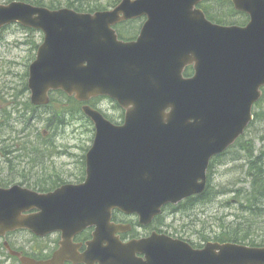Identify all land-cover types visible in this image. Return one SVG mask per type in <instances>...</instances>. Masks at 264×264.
Masks as SVG:
<instances>
[{"label": "water", "instance_id": "water-1", "mask_svg": "<svg viewBox=\"0 0 264 264\" xmlns=\"http://www.w3.org/2000/svg\"><path fill=\"white\" fill-rule=\"evenodd\" d=\"M202 1L122 0L96 13L24 2L0 5V29L16 23L44 34L30 66L34 105H47L50 92L62 90L81 102L108 95L126 111V123L118 127L83 107L97 128L85 183L47 194L0 188L4 232L27 228L44 235L63 228L75 233L96 226L88 255L101 254L102 264H137V243L113 241L110 250L97 249L114 231L112 211L137 214L149 224L165 205L205 191L211 159L245 133L262 96L264 0H234L250 15L245 29L213 25L195 10ZM141 16L147 22L139 40L119 41L113 27ZM192 64L195 76L185 79L183 70ZM33 208L43 211L42 218L22 216ZM143 247L146 264H264V247L216 243L193 250L157 235ZM64 259L60 253L50 264Z\"/></svg>", "mask_w": 264, "mask_h": 264}, {"label": "rangeland", "instance_id": "rangeland-1", "mask_svg": "<svg viewBox=\"0 0 264 264\" xmlns=\"http://www.w3.org/2000/svg\"><path fill=\"white\" fill-rule=\"evenodd\" d=\"M59 1L61 2L60 8H68L67 0H43V5L41 6L51 8L56 3L54 5L56 7ZM107 1L114 2L118 0ZM42 39L43 36L40 32L25 31L19 26H11L0 34V91H3L2 93L4 94L0 95V97L7 98L4 106L10 112L7 119H10V126H13V129H5V127L3 129L7 131V138L14 139L6 141L5 145L8 148L19 144L16 140L25 141L26 134L30 132L35 133L34 130L36 129H44L46 120L53 111L52 107L38 109L35 120L30 122L32 114L28 115L25 112L24 106L14 104L9 107L10 99L8 98L10 94L14 95L23 87L22 85L27 83L26 72L32 62L31 58L36 52L33 45L41 44ZM27 42H33V44L30 46V43ZM28 49H31V51ZM26 95H23L20 101L22 104L27 105L29 95ZM58 96L55 95L54 97L57 99ZM58 99L64 100L61 97ZM105 104L111 117L117 118L120 116V112L118 114V111L114 110L110 103L106 102ZM3 113L0 112V118ZM73 118L68 117L67 123L55 130L53 135V141L56 146L59 150L67 152V155L60 157L58 154H55L53 157L46 159H34L32 156L31 159L36 162H33L30 157L26 158L25 156L19 160H15L13 157L6 159L0 156V175L5 177L11 174L10 176L13 178L9 185L21 183V178L24 177V174L28 173L32 174L34 183L43 184L44 182H48L50 184H47L48 187L61 182H80L79 178L82 176L84 158L92 145L93 131L75 122L80 120V118ZM19 133L24 134L19 136ZM1 137L3 135L0 136V140L5 139ZM31 140L36 146L41 147L39 142L42 141L39 138L37 139L34 136ZM250 141L253 142L256 155H260L264 151V121L254 122L247 130L243 143L245 144ZM243 143L239 141L234 148L216 159L211 171L210 192L212 193L210 194L209 192L207 202L196 206L189 204L187 205L190 208L188 211H184V214H175V217L170 212H173V210L167 211L166 216L170 218L169 223L172 224V232L178 234L184 233L194 243H200V239L202 238L212 241L214 237L223 233L221 231L223 226L229 227L235 221V215L242 216L237 211L238 207L236 204L227 206V203L230 200H234L235 191L243 188H247V192L251 190L253 179L248 178V159L242 149L245 146ZM55 144H48L52 152H58ZM1 147H4V145L0 146V154H2ZM17 154L19 155V153ZM10 158L14 161H10ZM246 178L247 181H245ZM250 196L254 195L247 196V205L250 204ZM246 215L249 218V213ZM173 219L175 221H172ZM263 220L264 217L251 218L250 222L252 224L250 226L264 240ZM259 243H262V241H259Z\"/></svg>", "mask_w": 264, "mask_h": 264}, {"label": "flooded vegetation", "instance_id": "flooded-vegetation-1", "mask_svg": "<svg viewBox=\"0 0 264 264\" xmlns=\"http://www.w3.org/2000/svg\"><path fill=\"white\" fill-rule=\"evenodd\" d=\"M7 3L6 0H0V4ZM204 6V3L202 4ZM208 9V15H212L217 21L227 22L228 24H237L239 26H246L249 17L246 13L239 12L235 9L233 0H210L206 4ZM206 13V12H205ZM144 20L137 21V23L142 25ZM212 22H214L212 20ZM216 23V22H215ZM138 38V37H137ZM136 38V39H137ZM135 39V40H136ZM194 73L193 67H187L185 69V77H192ZM117 125L123 124L122 122H115ZM86 163L82 165V176L79 178V184L85 180L86 177ZM11 174L3 177L4 182L0 181V187L5 189L10 186V181L13 179ZM11 177V178H10ZM22 181L28 182L25 178H21ZM32 182H35L32 180ZM61 186V185H60ZM58 186V187H60ZM24 187V186H23ZM53 188V190L57 189ZM29 189V188H28ZM31 190L36 191V189L31 188ZM204 196L193 197L189 199L201 200ZM185 201L179 205H167L163 208V213L155 217L151 223L143 225L140 219L136 215H127L119 210H114L112 212L111 219V230H116L109 233L110 238L106 237V241L103 244H99L98 247H106L113 241L118 243L129 244L131 242H140L149 239L153 235L160 237H167L174 240L184 241L190 244L193 249H203V247L209 242H219L217 237H214L212 241L202 238L200 243H194L190 238L184 233L172 232V224L169 223V219L166 216L167 211H170L175 217V214L183 213L182 207L187 206L185 204L190 203V201ZM193 202V203H194ZM41 210L33 209L24 212L23 215L29 216L37 214L39 215ZM172 221H175L174 219ZM97 230L96 226H91L84 228L78 232L70 233V235L65 238V233L62 229H56L51 233L46 235H38L27 228H18L13 231H6L4 233L3 229L0 227V264H48L53 261L58 253H62L63 256L67 257L61 264H102L101 257L99 255H88L89 244L95 240V232ZM43 231V228L41 229ZM211 240V239H210ZM66 241L70 242L68 248L64 249V243ZM156 245V244H154ZM145 247H138L135 251V258L140 262L147 261V254L145 253Z\"/></svg>", "mask_w": 264, "mask_h": 264}, {"label": "trees", "instance_id": "trees-1", "mask_svg": "<svg viewBox=\"0 0 264 264\" xmlns=\"http://www.w3.org/2000/svg\"><path fill=\"white\" fill-rule=\"evenodd\" d=\"M34 5L41 6L43 5V0H22ZM68 1V8L74 9L78 12H95L99 10H106L113 8L117 5L118 1L110 2L106 0H67ZM56 4V3H55ZM51 6L53 9H59V5H61V2L59 1L57 6L55 7ZM223 22V21H219ZM224 23V22H223ZM134 24H138L137 22H134ZM11 27V26H10ZM135 26H133L131 23H127V25L121 26L119 29V36L121 39L124 40H132L134 38L133 31L135 30ZM9 27H5L1 32L6 30ZM29 32H34L32 30H28ZM0 32V34H1ZM30 43V45L33 44V42H27ZM34 50L36 51L38 48V44H34ZM31 50V49H29ZM27 76V73H26ZM23 87L19 89L14 95H11V100H13V103L17 106H24L25 112L29 115L32 114V118H30V122L35 120V116L37 115L38 108H35L29 101L26 104H22L18 102L19 97L25 95L27 96V86L26 83L22 85ZM55 95H59L57 99L54 97ZM63 98L64 100L58 99ZM4 99L5 97H1ZM48 107H52L53 111L50 113L49 117L46 120V124L44 129L42 130H34L35 133H28L26 134L25 141L22 140H16L19 144L13 146H10L9 148L5 145L6 141L8 140H14L12 138H5L7 132L1 131L0 128V136L3 135L0 141V146L2 148V157H5L8 159L9 157H13L15 160H19L23 158L24 156L27 158L33 156L34 159L38 158H51L55 154L64 155L67 152H63L59 150V148L56 146L54 140V133L55 130H57L59 127L65 125L67 123L68 117H74L77 118H84L82 112H81V104L78 103L73 98L67 97L64 93L58 92L54 93L52 96V102ZM47 108V107H46ZM44 109V108H43ZM10 115V112L6 111L4 114H2V120L5 122L4 124L9 127L10 129H13V126H10V119H7V116ZM73 118V119H74ZM123 116L121 117V119ZM111 119V118H109ZM112 120V119H111ZM258 121H264V96L262 100L255 106V120L254 122ZM252 123V125L254 124ZM251 125V126H252ZM31 129V128H29ZM28 132V131H27ZM26 132V133H27ZM45 132V133H44ZM24 133H19V136L23 135ZM40 139L39 142L41 147H38L34 144V142L31 140L32 138ZM245 136L240 140L243 143V139ZM30 140V141H27ZM24 142V143H22ZM55 144L56 150L58 152H52L50 148L48 147V144ZM244 144V143H243ZM245 146L242 148L243 152L246 153V157L248 159V178L253 179V182L251 184V190L247 192V188L239 189L234 192L235 198L234 200H230L227 203V206H231L232 204L237 205V211H239L242 216L235 215V221L229 226V227H222L221 231L222 234H219L217 237V240L219 242H232L236 244H242V245H250V246H263L264 240L263 238L259 237L258 232L255 229H252L250 224L251 218H262L264 217V151L260 155H256L255 148L253 145V142H246L244 144ZM44 146H46L44 148ZM19 153V155L17 154ZM223 156V155H222ZM56 157V156H55ZM32 160V159H31ZM10 161H14L10 158ZM33 161V160H32ZM36 162V161H33ZM247 176V173H246ZM26 180L32 183V174H24V177ZM4 181V178H1ZM247 181V178L246 180ZM52 183V182H51ZM49 184L48 182H44L43 184L33 183V187L35 189H40L41 191H47L49 187L47 186ZM50 185V184H49ZM58 183H55L53 186H57ZM232 192V191H231ZM248 195H254L250 196L249 198V205H247V196ZM206 197V196H205ZM202 198L201 200H197V202H203L205 203L207 200ZM187 209V208H186ZM247 213H249V218L247 217ZM253 216V217H252ZM234 217V216H233ZM264 221V220H263ZM262 223L264 224V222ZM225 232V233H224ZM259 241H262V243H259Z\"/></svg>", "mask_w": 264, "mask_h": 264}]
</instances>
